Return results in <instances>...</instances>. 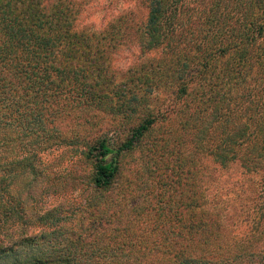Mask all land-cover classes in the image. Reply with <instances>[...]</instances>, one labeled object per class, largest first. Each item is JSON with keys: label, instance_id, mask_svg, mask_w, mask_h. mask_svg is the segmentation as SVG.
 <instances>
[{"label": "trees", "instance_id": "1", "mask_svg": "<svg viewBox=\"0 0 264 264\" xmlns=\"http://www.w3.org/2000/svg\"><path fill=\"white\" fill-rule=\"evenodd\" d=\"M135 1L96 29L77 0H0V256L264 264V0Z\"/></svg>", "mask_w": 264, "mask_h": 264}, {"label": "rangeland", "instance_id": "2", "mask_svg": "<svg viewBox=\"0 0 264 264\" xmlns=\"http://www.w3.org/2000/svg\"><path fill=\"white\" fill-rule=\"evenodd\" d=\"M82 3V13L79 17L78 26L83 25L91 26L97 28H102L113 16H115L119 10L123 7L135 6L136 15L139 19H144L146 11L143 7L138 6L135 0H77ZM136 50L132 48H124L118 54V64L122 65L124 62L127 64L131 62L132 55L135 54ZM145 152L139 150L134 152L132 155L128 156L125 159L124 171L121 177V183L125 186L128 185V182H131L132 189L135 192V195L140 196V191L147 188V185L151 183V173L149 164H146ZM75 155L73 152H68L64 155V159L67 157H73ZM68 158L69 161H72ZM63 159V160H64ZM140 169L139 174H136L135 171ZM77 173L83 174L86 172L85 166L77 167ZM233 171V170H232ZM136 183V184H135ZM78 193V190L75 194ZM139 199V198H138ZM24 246L14 247L12 251H9L0 256V264H15L19 259H23L25 253H29L28 249H31L30 246L25 248ZM18 256V258H17ZM1 260V258H4Z\"/></svg>", "mask_w": 264, "mask_h": 264}]
</instances>
